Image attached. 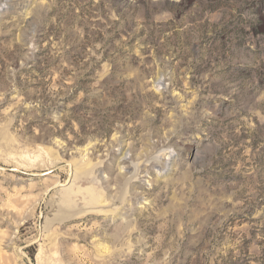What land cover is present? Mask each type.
Instances as JSON below:
<instances>
[{
  "label": "rangeland",
  "instance_id": "rangeland-1",
  "mask_svg": "<svg viewBox=\"0 0 264 264\" xmlns=\"http://www.w3.org/2000/svg\"><path fill=\"white\" fill-rule=\"evenodd\" d=\"M0 264H264V0H0Z\"/></svg>",
  "mask_w": 264,
  "mask_h": 264
}]
</instances>
